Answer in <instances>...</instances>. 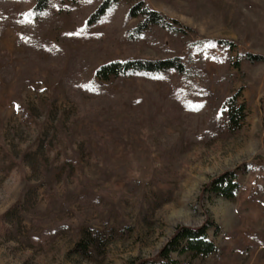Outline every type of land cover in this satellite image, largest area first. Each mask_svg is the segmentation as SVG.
I'll return each mask as SVG.
<instances>
[{
    "label": "rangeland",
    "instance_id": "374dc122",
    "mask_svg": "<svg viewBox=\"0 0 264 264\" xmlns=\"http://www.w3.org/2000/svg\"><path fill=\"white\" fill-rule=\"evenodd\" d=\"M138 1L199 38L231 43L203 64L200 101L214 105L240 92L244 126L232 134L182 112L171 96L174 76L107 85L120 106L82 117L79 101L90 97L73 101L64 86L72 62L92 49L98 64L162 58L169 46L98 43L103 26L82 29L96 0H55L38 34L43 45L27 62L20 39L36 34L12 10L0 24V71L6 63L14 71L0 72V264H138L156 257L179 227L210 220L221 254L193 264H264V60L240 69L230 63L245 53L264 59V0ZM23 71L31 76L19 86ZM229 171L239 175L234 200L205 190ZM89 228L114 238L87 258L76 245Z\"/></svg>",
    "mask_w": 264,
    "mask_h": 264
},
{
    "label": "trees",
    "instance_id": "16d2710c",
    "mask_svg": "<svg viewBox=\"0 0 264 264\" xmlns=\"http://www.w3.org/2000/svg\"><path fill=\"white\" fill-rule=\"evenodd\" d=\"M54 1L0 0V24L7 22L8 14L15 10L13 15L16 22L18 21L17 24L26 25L27 29L32 31L30 33L36 34L35 36L29 34L20 39L25 48L21 56L27 62L35 54L37 55V50L43 45L38 34ZM99 26H103L105 31L96 36L98 43H101L104 38H108L110 43L123 41L132 46L147 42L154 47L162 44L163 49H167L168 45L171 52L164 54L162 58L151 59L126 55L98 64L94 62V59L98 58L96 49H92L89 51L91 54H84L72 62L64 76V86L69 98L73 101L79 100L82 96L90 97L86 104H81L79 101L78 110L82 117L95 116L112 106H120L115 101L119 92L107 89V85L120 83L118 87L123 88L121 82L131 78L148 82L174 76L178 82L172 83L176 88L172 89L171 96L183 108L182 112L205 116L209 119L211 127L219 123V128L232 134L244 126L246 106L239 101L240 92L218 98L214 105L210 100L200 101L203 89L199 79H204L201 74L203 64L209 57L219 59L215 48L222 51L232 50L231 43L199 38L195 30L169 19L143 1L96 0L94 8L84 19L82 29L87 31ZM162 36L172 42L166 44L163 39L160 40ZM263 60L261 56L245 53L240 54L230 63L234 68L240 69L242 61L255 63ZM4 66L0 71L2 76L7 74L6 69L13 75V67L7 63ZM30 76L31 73L24 72L18 77V85L21 86ZM239 188V175L234 171L214 178L205 186V190L209 193L228 200L235 199ZM10 212L5 213L4 216H9ZM207 223L199 228L179 227L156 257L139 260L138 264H193V260L199 257L220 256L221 249L210 240L208 234L210 228H214L216 232L219 228L211 220ZM113 238L114 235L110 231L89 228L84 231L76 245V250L88 258L92 252H104Z\"/></svg>",
    "mask_w": 264,
    "mask_h": 264
}]
</instances>
